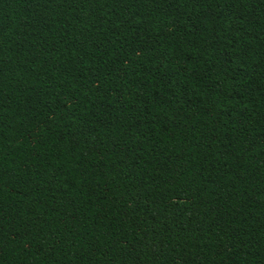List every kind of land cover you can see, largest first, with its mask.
<instances>
[{"label":"trees","instance_id":"1","mask_svg":"<svg viewBox=\"0 0 264 264\" xmlns=\"http://www.w3.org/2000/svg\"><path fill=\"white\" fill-rule=\"evenodd\" d=\"M0 264H264V0H0Z\"/></svg>","mask_w":264,"mask_h":264}]
</instances>
